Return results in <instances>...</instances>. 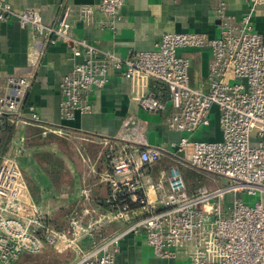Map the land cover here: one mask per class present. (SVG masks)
I'll use <instances>...</instances> for the list:
<instances>
[{"label":"built area","instance_id":"obj_1","mask_svg":"<svg viewBox=\"0 0 264 264\" xmlns=\"http://www.w3.org/2000/svg\"><path fill=\"white\" fill-rule=\"evenodd\" d=\"M124 2L100 0L96 9L106 17L100 23L103 27L115 29ZM71 11L67 7L56 25H48L37 9L15 11L7 0H0V22L16 20L21 28L31 30L36 41V60L24 74L7 78L0 97V109L9 123H38L44 131L61 132L41 124L34 107L24 105V101L45 49L62 41L77 58L59 81L62 120L92 110L90 92L107 84L112 69H119L133 83L143 110L163 111V95L153 90L140 92L147 79L156 80L168 88L167 99L173 110L167 124L181 133L172 143L175 162L225 177L230 183L212 190L204 185L188 189L175 163L155 178L153 165L166 150L106 139L101 155L110 192L103 200L106 210L95 213L89 225L91 229L113 222L123 226L83 247L74 229L61 230L50 222L30 199L17 160L0 153V264H15L22 255L39 254L46 246L58 252L71 249L74 255L66 264H116L120 242L129 233H144L155 258L161 260L264 264V41L254 30L249 14L235 17L224 3H218L217 37L197 31L166 32L154 49L121 58L72 37L67 19ZM74 12L79 19L90 21L94 10L78 5ZM184 47L210 50L205 91L189 84V58L177 53ZM24 107L29 115L23 113ZM213 107L220 138L185 136L210 124ZM257 193L259 199L252 205L243 202L242 194ZM228 194L232 197L226 205Z\"/></svg>","mask_w":264,"mask_h":264},{"label":"crops","instance_id":"obj_2","mask_svg":"<svg viewBox=\"0 0 264 264\" xmlns=\"http://www.w3.org/2000/svg\"><path fill=\"white\" fill-rule=\"evenodd\" d=\"M7 2L15 11L37 9L48 25H56L69 7L72 11L67 19L71 24L69 33L72 37L85 39L121 58L154 49L155 43L166 32L197 31L217 37L220 26L215 7L218 3H224L227 12L235 17L249 14L254 30L264 41V0H125L114 30L100 24L106 20L96 9L100 0ZM78 5L93 8L90 21L77 17L74 9ZM35 46L30 29L21 28L14 19L0 22V97L5 93L7 78L24 74L30 63L36 60ZM177 53L189 58V84L205 91L210 50L207 47H184ZM76 60L62 41L47 46L31 78L24 105L34 107L41 124L59 128L61 132L44 131L38 123H20L13 126L14 134L6 154L22 159V175L29 197L50 222L61 230L74 229L80 244L89 247L123 226L121 222L99 229H91L89 225L95 213L106 210L103 200L110 192L105 180L108 170L101 155L103 141H129L166 150L153 165V176L157 178L174 164L172 143L179 139L181 133L167 124L173 110L167 99V86L153 79L146 80L140 92L153 90L166 98L163 111L147 112L138 104L133 83L124 78L119 69L110 70L103 88L90 92V112H76L72 119L62 120L59 115V81ZM212 109L215 110L214 107ZM23 113L29 115L26 107ZM3 116L0 109V121ZM5 119L9 123L7 116ZM201 134L220 138L218 127L210 132L204 130ZM61 135L63 138L59 137ZM231 197V194L226 195V205ZM145 244L140 234L124 236L116 254V264L143 261L147 250Z\"/></svg>","mask_w":264,"mask_h":264},{"label":"rangeland","instance_id":"obj_3","mask_svg":"<svg viewBox=\"0 0 264 264\" xmlns=\"http://www.w3.org/2000/svg\"><path fill=\"white\" fill-rule=\"evenodd\" d=\"M210 115H211L210 124L208 126L201 127L192 133H185V136H189L190 138H194V139L195 138L211 139L209 135L202 136L201 134V132L204 130L206 132H210L212 131L213 128L217 127L216 109L215 110L211 109ZM64 136L67 137L66 135ZM59 137L63 138V135ZM15 159L17 160V163L22 170V168H24L22 159H20L19 157L18 159L17 157ZM173 163L177 164L178 170L180 171L181 176L185 184L187 185L188 189H192L194 186L204 185L209 190H212L215 189L216 187H222L230 183V181L225 177L212 175L209 173L198 171L196 169H192L190 166L184 163H179V162L176 163L175 161ZM22 174H23V170H22ZM258 199H259L258 193L255 195L242 194V200L246 204L252 205ZM140 235H142L144 239V243H146L145 245H147L146 246L147 250L144 252V260L138 263L132 262L131 264H183L185 262V259L161 260L155 258L152 247L146 241L145 234L143 233ZM73 255L74 254L71 249H66L63 252H58L53 247L46 246V248L43 249L41 253L36 255L26 254L22 256L15 264H66L73 258Z\"/></svg>","mask_w":264,"mask_h":264},{"label":"trees","instance_id":"obj_4","mask_svg":"<svg viewBox=\"0 0 264 264\" xmlns=\"http://www.w3.org/2000/svg\"><path fill=\"white\" fill-rule=\"evenodd\" d=\"M6 115L0 121V153H6L14 134L13 125L5 121Z\"/></svg>","mask_w":264,"mask_h":264}]
</instances>
